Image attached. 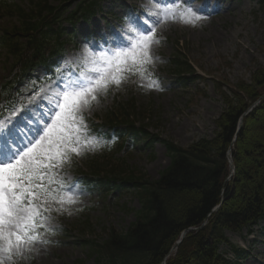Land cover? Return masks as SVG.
Segmentation results:
<instances>
[{
  "label": "trees",
  "instance_id": "1",
  "mask_svg": "<svg viewBox=\"0 0 264 264\" xmlns=\"http://www.w3.org/2000/svg\"><path fill=\"white\" fill-rule=\"evenodd\" d=\"M29 1V12L15 5L8 7L20 22L19 27L1 38V45L15 57V73L27 74L38 67L48 73L54 70V59L64 52L65 44L74 35V31L66 33L65 24L75 28L79 20L91 19L101 10V0ZM72 6L75 8L70 10ZM260 9L264 12V0ZM22 39L23 44L19 42ZM183 56L179 50L168 65L178 82L186 85L200 78ZM252 84L240 83L235 90L229 89V94L217 87L225 107L214 122L213 137H202L188 148L161 141L158 135L149 133L146 110H140L133 99L115 101L105 115L96 116L102 126L89 120L95 134L106 143L101 148L104 155L86 162V169L101 184H111L112 190L132 191L140 206L134 212V222L125 230L112 228L106 231L105 238L93 236L83 242L95 264H162L182 233L201 227L210 215L204 228L187 234L167 264H234L221 254L222 246L237 257L244 255L226 233L240 235L264 220V99L238 131L242 116L264 95V72L254 75ZM102 127L113 131L111 137L105 133L102 138L98 132ZM158 142L167 150L170 164L156 180L117 158L124 150H133L134 144L152 149ZM231 148L236 172L227 181V154ZM75 167L83 172L81 167Z\"/></svg>",
  "mask_w": 264,
  "mask_h": 264
},
{
  "label": "rangeland",
  "instance_id": "2",
  "mask_svg": "<svg viewBox=\"0 0 264 264\" xmlns=\"http://www.w3.org/2000/svg\"><path fill=\"white\" fill-rule=\"evenodd\" d=\"M260 1L184 0L181 7L190 4L193 11L207 18L194 27L177 22L163 24L157 29L160 43L153 46L156 59L149 67L151 79L158 81L159 88H149L150 79L147 77L129 76L119 89L113 87L107 95L99 97V103L85 113L87 123L88 119L105 115L115 101L124 103L133 99L140 110H146L148 119L145 125L149 126V133L158 135L161 141H173L181 148H188L202 137L212 138L214 122L225 107L222 92L229 94V89L235 90L240 83L252 86L253 76L264 72V12L259 8ZM11 5L27 12L32 8L29 0L14 3L0 0L1 34L19 27L18 16L8 11ZM103 6V16H96L89 24L79 26V37L68 43L65 54L57 61V73L51 80L41 81L45 73L38 70L36 82L25 79L9 85V95L14 104H22L25 109L33 101L29 102V98L37 87L47 90L60 75L81 71L76 58L84 54L86 47L91 49L93 42L99 43L106 32L118 31L126 26L127 14H142L146 8L153 7L149 0H104ZM179 50L195 68L200 78L196 83L182 86L175 82L168 63ZM14 62L8 50L0 47V89L9 83V79H16L12 71ZM217 87H223L221 93ZM39 102L33 119L40 117L39 112L46 111V105ZM102 155L99 149L80 157L74 156L71 165L65 169L68 179L76 182L75 166L89 172L86 162L97 161ZM117 158L126 160L151 180L158 179L170 164L167 150L160 142L152 149L140 147L123 151ZM78 185L82 193L78 197L79 202L63 214L53 213L54 226L58 230L47 237L51 243L38 246L39 251L33 253L30 259L17 264H95L83 242L93 236L105 238L112 228L123 231L134 222V212L140 206L132 192L102 195ZM227 237L237 245L251 248V257L243 260V264H264V231H257L254 236L256 243H251L249 239L243 241L241 236L230 232Z\"/></svg>",
  "mask_w": 264,
  "mask_h": 264
},
{
  "label": "snow or ice",
  "instance_id": "3",
  "mask_svg": "<svg viewBox=\"0 0 264 264\" xmlns=\"http://www.w3.org/2000/svg\"><path fill=\"white\" fill-rule=\"evenodd\" d=\"M149 2L153 7L127 14L126 26L86 47L76 58L81 71L60 75L47 90L36 89L29 102L42 93L46 105L39 119L29 108L14 120L24 106L17 103L5 116L0 104V264L30 259L38 246L50 244L47 237L58 230L53 213L63 214L79 202L78 182H71L65 169L74 156L106 143L90 130L85 113L132 75L149 78L148 87L158 89L149 67L156 59L153 46L160 43L157 29L177 22L194 27L207 18L190 4L181 7L184 0Z\"/></svg>",
  "mask_w": 264,
  "mask_h": 264
},
{
  "label": "water",
  "instance_id": "4",
  "mask_svg": "<svg viewBox=\"0 0 264 264\" xmlns=\"http://www.w3.org/2000/svg\"><path fill=\"white\" fill-rule=\"evenodd\" d=\"M262 98H264V97H262ZM260 103V101L259 102H257L252 108H250L244 115H243V117H242V119H241V123L243 122V120H244V118L258 105ZM228 159H229V163H230V167H231V170H232V175H231V177L234 175V173H235V165H234V163H233V161H232V159H231V151H230V153H229V156H228ZM220 207H217L216 209H215V212L219 209ZM191 231H193L192 229L191 230H189V231H186V232H184L183 233V235H182V237H181V240H180V242L178 243V244H180L181 243V241L184 239V237L186 236V234L188 233V232H191ZM177 247H178V245H176L175 246V248H174V250L175 249H177ZM163 264H165V263H163Z\"/></svg>",
  "mask_w": 264,
  "mask_h": 264
},
{
  "label": "bare ground",
  "instance_id": "5",
  "mask_svg": "<svg viewBox=\"0 0 264 264\" xmlns=\"http://www.w3.org/2000/svg\"><path fill=\"white\" fill-rule=\"evenodd\" d=\"M206 1H207V0H206ZM39 100H40L39 98L33 100V101L30 103V108L35 109L36 107H39V104H40ZM27 111H28V109L26 108V109L24 110V113L27 112ZM33 113H34V111H32L31 115H33ZM20 115H21V114L16 115V116L14 117V120H19V119L21 118ZM34 119H35V118H34Z\"/></svg>",
  "mask_w": 264,
  "mask_h": 264
}]
</instances>
